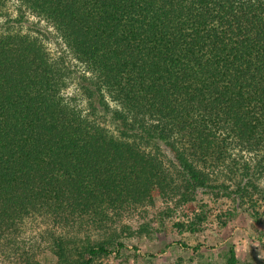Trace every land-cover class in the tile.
I'll return each instance as SVG.
<instances>
[{
    "label": "trees",
    "instance_id": "obj_1",
    "mask_svg": "<svg viewBox=\"0 0 264 264\" xmlns=\"http://www.w3.org/2000/svg\"><path fill=\"white\" fill-rule=\"evenodd\" d=\"M16 1L81 64L86 108L63 59L0 34V249L19 256L43 219L76 231L54 239L57 264H94L125 246L114 219L157 198L264 203V0Z\"/></svg>",
    "mask_w": 264,
    "mask_h": 264
},
{
    "label": "rangeland",
    "instance_id": "obj_2",
    "mask_svg": "<svg viewBox=\"0 0 264 264\" xmlns=\"http://www.w3.org/2000/svg\"><path fill=\"white\" fill-rule=\"evenodd\" d=\"M7 32L36 37L43 43L53 60L63 59L71 74L63 94L67 99L76 97L77 103L86 108L78 83L84 69L74 59L50 23L21 7L16 0H12L6 4L0 15V34ZM164 152L167 155L163 159L165 164L170 166L174 163L177 166L173 154L167 150ZM261 186L264 189V180ZM177 200L166 201L157 198L153 206L131 208L120 219H114L119 230L124 227L131 229V232H124L121 236V242L125 246L118 250L116 247L109 256L100 257L94 264L264 262L263 202L257 205L250 202L241 203L236 198L230 199L222 193L217 195L208 190L198 191L194 200L189 203L184 204ZM142 226L148 228V233L142 236L130 235ZM82 231L79 232V238L87 232ZM74 234L75 229L58 228L48 220H28L19 238V256L12 255L8 247L2 248L0 264H21L25 254L40 264H57L54 239L59 236L68 238ZM92 234L97 238V234ZM182 244L188 248L183 249L180 246Z\"/></svg>",
    "mask_w": 264,
    "mask_h": 264
}]
</instances>
